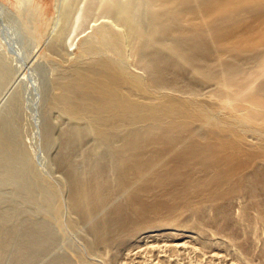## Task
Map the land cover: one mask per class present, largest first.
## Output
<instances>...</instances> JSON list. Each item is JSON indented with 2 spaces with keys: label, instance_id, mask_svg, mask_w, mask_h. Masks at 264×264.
Wrapping results in <instances>:
<instances>
[{
  "label": "bare ground",
  "instance_id": "bare-ground-1",
  "mask_svg": "<svg viewBox=\"0 0 264 264\" xmlns=\"http://www.w3.org/2000/svg\"><path fill=\"white\" fill-rule=\"evenodd\" d=\"M77 1L63 0L49 46L68 61L63 38ZM85 3L82 17L103 21L48 101L67 124L46 132L65 203L18 121L0 119V264L35 258L54 242L47 224L62 228L64 215L107 264L143 235L206 228L264 259V0ZM5 66L0 55V92ZM73 255L54 264H96Z\"/></svg>",
  "mask_w": 264,
  "mask_h": 264
},
{
  "label": "rangeland",
  "instance_id": "rangeland-1",
  "mask_svg": "<svg viewBox=\"0 0 264 264\" xmlns=\"http://www.w3.org/2000/svg\"><path fill=\"white\" fill-rule=\"evenodd\" d=\"M85 1H77L67 23L63 49L71 55L69 57L71 60L68 61V57L57 56L49 51L52 32L55 34L64 25L61 16L63 0H0V55L5 57V67L8 72L6 85L0 92V119L9 116L18 121L30 157L35 159L34 163L37 164L44 178L51 181L57 190L60 189L58 193L60 192L63 203L66 192L54 165L58 145H47L46 132L49 124L55 126L56 132L67 124L59 113L49 111L48 101L58 72L71 65L72 60L79 56L81 41L91 32L92 24L103 21L98 12H93L87 18L82 17L86 7ZM79 14H81L80 18H78ZM42 32L45 34L44 37L39 36ZM12 106L15 110L11 109ZM65 220L64 215L62 228L47 224L54 235V242L35 258L17 263L9 257L1 264H54L58 259L66 256L74 259L73 253L83 254V257L87 256V260L96 264H107L102 257L87 252L82 233L79 234L72 229L71 232ZM141 238L129 253H122L111 264H263L264 262L257 247H254V254L248 256L238 246L223 242L224 238L214 235L210 228H206L204 235L185 234L174 237L173 234L163 233L143 235ZM203 241L208 245H203ZM67 250H70L71 254Z\"/></svg>",
  "mask_w": 264,
  "mask_h": 264
}]
</instances>
